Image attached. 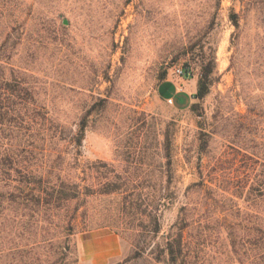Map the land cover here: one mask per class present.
<instances>
[{"label":"rangeland","instance_id":"1","mask_svg":"<svg viewBox=\"0 0 264 264\" xmlns=\"http://www.w3.org/2000/svg\"><path fill=\"white\" fill-rule=\"evenodd\" d=\"M177 67L203 78L205 93L188 108L157 91ZM1 78L26 87L66 133L86 127L78 160L67 142L36 149V169L47 173L61 152V176L81 184L71 233L40 215L7 234L0 264H169L163 249L182 206L199 264H231L213 204L241 193L234 202L264 208V197L245 201L233 186L246 173L243 154L264 164V0H0ZM201 177L214 192L190 188ZM167 192L159 232L137 235L151 200ZM108 234L117 254L100 260L110 240L90 241ZM17 242L42 246L15 255Z\"/></svg>","mask_w":264,"mask_h":264},{"label":"trees","instance_id":"2","mask_svg":"<svg viewBox=\"0 0 264 264\" xmlns=\"http://www.w3.org/2000/svg\"><path fill=\"white\" fill-rule=\"evenodd\" d=\"M203 85V78L197 80L195 98L204 95ZM85 127L86 124L82 120L75 131L66 133L60 124L53 121L35 104L28 89L20 82L0 79V258L3 256V242L7 234L15 227H25L29 223H34V219L38 220L40 215L50 223L57 219L61 222V228L66 230L67 234L71 233L80 207L81 184L68 183L61 176L64 153L56 154L47 173H43V168L36 169L35 162L38 159L36 149L49 143L67 142L71 144L73 155L77 159L81 153ZM44 156L40 155V158L45 159ZM165 156L167 183H170L172 169L168 149ZM243 156L246 157L244 161L246 173L233 186L240 184L241 190L245 189L242 193L245 201L263 198L264 164L258 163L253 153ZM55 170L58 174L52 181L50 176ZM208 182L211 183L201 177L190 188L195 187L197 191L210 194L215 190ZM241 196V193L224 196L230 202L227 207L225 205L215 207L217 203H214L215 219L222 221L221 226L226 233L232 254L231 264H264V208L261 211H252L247 206L233 201V197ZM171 198L172 194L167 192L162 198L151 200V210L146 214L144 210L141 211L147 218V224L141 228L134 227L137 235L152 237L159 232L158 212L160 205L163 204L161 201H169ZM73 202L75 204L71 209ZM140 205L141 201L135 203L137 212ZM189 225L187 207L182 206L180 216L174 223L176 232L167 238L163 249L169 264H199L196 245L191 242V234L189 236L187 232ZM196 237L199 240L200 235L197 234ZM46 244L52 247L50 241ZM138 244L135 246L139 247ZM40 246L42 245L34 242L24 244L17 242L12 248L9 247V251L15 255H27ZM58 247L61 248L58 253L65 255L69 248L67 237ZM144 248L142 244L139 249Z\"/></svg>","mask_w":264,"mask_h":264},{"label":"crops","instance_id":"3","mask_svg":"<svg viewBox=\"0 0 264 264\" xmlns=\"http://www.w3.org/2000/svg\"><path fill=\"white\" fill-rule=\"evenodd\" d=\"M157 91L162 99L171 103L174 107L188 108L195 100L197 79L194 77L178 76L174 74L162 79L158 85ZM107 240H110V243L107 244L104 249L98 252L100 260L117 254V237H115L113 234H108L102 237H94L92 241H90V243H96L99 241L107 242Z\"/></svg>","mask_w":264,"mask_h":264},{"label":"built area","instance_id":"4","mask_svg":"<svg viewBox=\"0 0 264 264\" xmlns=\"http://www.w3.org/2000/svg\"><path fill=\"white\" fill-rule=\"evenodd\" d=\"M173 71H174V74H176L178 76H187V75H189L188 72H186L185 70H183L182 68H179V67L174 68Z\"/></svg>","mask_w":264,"mask_h":264}]
</instances>
